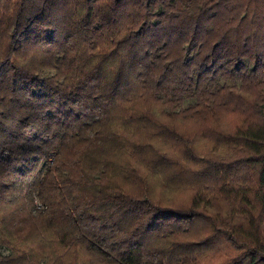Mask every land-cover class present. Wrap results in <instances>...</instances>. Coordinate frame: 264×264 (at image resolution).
Masks as SVG:
<instances>
[{
	"label": "trees",
	"instance_id": "16d2710c",
	"mask_svg": "<svg viewBox=\"0 0 264 264\" xmlns=\"http://www.w3.org/2000/svg\"><path fill=\"white\" fill-rule=\"evenodd\" d=\"M0 264H264V0H0Z\"/></svg>",
	"mask_w": 264,
	"mask_h": 264
},
{
	"label": "rangeland",
	"instance_id": "374dc122",
	"mask_svg": "<svg viewBox=\"0 0 264 264\" xmlns=\"http://www.w3.org/2000/svg\"><path fill=\"white\" fill-rule=\"evenodd\" d=\"M227 83H229V81H227ZM186 102H187V100H185V103H186ZM1 253H2V254H6V250L2 249V250H1Z\"/></svg>",
	"mask_w": 264,
	"mask_h": 264
}]
</instances>
